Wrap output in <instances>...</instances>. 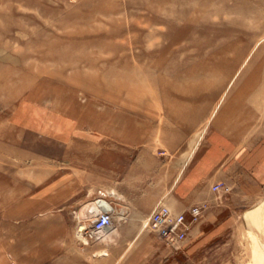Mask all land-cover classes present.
Listing matches in <instances>:
<instances>
[{
	"label": "rangeland",
	"instance_id": "obj_1",
	"mask_svg": "<svg viewBox=\"0 0 264 264\" xmlns=\"http://www.w3.org/2000/svg\"><path fill=\"white\" fill-rule=\"evenodd\" d=\"M214 143L264 160V0H0V244L11 204L73 207L64 171L78 179L116 156L132 186L114 230L150 236L166 264H264V185L210 251L180 254L150 224L157 205L173 212L165 195L189 156Z\"/></svg>",
	"mask_w": 264,
	"mask_h": 264
},
{
	"label": "crops",
	"instance_id": "obj_2",
	"mask_svg": "<svg viewBox=\"0 0 264 264\" xmlns=\"http://www.w3.org/2000/svg\"><path fill=\"white\" fill-rule=\"evenodd\" d=\"M251 164H255L253 170ZM101 170L96 167L93 172L80 165L78 179L70 170L64 171V188L69 189L70 194L71 189L81 194L73 207L68 199L56 203L42 195L11 204L6 215L14 228L7 231L8 244H0L6 264H160L162 261L166 264L165 249L160 251V245L150 236L135 244L134 239H129L135 236L134 232L128 229L113 230L111 238L103 243L82 241L76 223L95 197L103 196L122 207L126 218L129 214L128 192L119 190L132 185L120 181L118 157L111 158L110 164L102 166ZM130 172L128 168L127 178H132ZM248 176L252 181L249 185ZM218 183L220 187L214 189ZM262 185L264 160L248 164L244 150L232 155L227 143L219 146L214 143L213 147L200 150L197 156H189L165 195V201L175 213L193 205L202 206L200 218L190 225L178 253L190 257L193 253L210 251L215 242L226 236L240 208L254 203ZM59 205V208L52 207ZM157 248L165 257L159 261L155 259Z\"/></svg>",
	"mask_w": 264,
	"mask_h": 264
},
{
	"label": "built area",
	"instance_id": "obj_3",
	"mask_svg": "<svg viewBox=\"0 0 264 264\" xmlns=\"http://www.w3.org/2000/svg\"><path fill=\"white\" fill-rule=\"evenodd\" d=\"M220 184L213 186L214 189ZM202 206L193 205L186 211L173 213L164 204L157 205L149 216V221L157 236L167 243L181 242L186 236L190 225L197 221ZM125 210L117 207L103 196H97L86 206L78 224V232L86 243H103L109 239L114 230L115 222L125 218ZM81 222V223H80Z\"/></svg>",
	"mask_w": 264,
	"mask_h": 264
},
{
	"label": "bare ground",
	"instance_id": "obj_4",
	"mask_svg": "<svg viewBox=\"0 0 264 264\" xmlns=\"http://www.w3.org/2000/svg\"><path fill=\"white\" fill-rule=\"evenodd\" d=\"M29 36V35H28ZM86 202V201H85ZM89 203V202H88ZM85 206H86V204H85Z\"/></svg>",
	"mask_w": 264,
	"mask_h": 264
}]
</instances>
